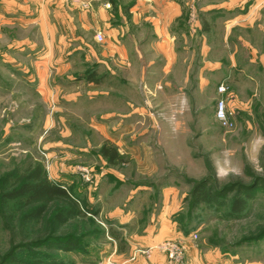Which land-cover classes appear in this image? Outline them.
<instances>
[{"label": "rangeland", "instance_id": "rangeland-1", "mask_svg": "<svg viewBox=\"0 0 264 264\" xmlns=\"http://www.w3.org/2000/svg\"><path fill=\"white\" fill-rule=\"evenodd\" d=\"M205 18L210 20L207 13L200 14L194 1L187 9L184 21L189 36L194 38L191 49L195 46L197 52V40L204 36L206 44L215 53L212 57L226 59L229 51L233 52L236 65L229 71V79L223 81L228 91L246 106V114L237 113L234 105H229L235 110L227 109L233 126L225 128L214 114L219 96H211L207 89L199 101L201 107L197 113L191 112L188 118L170 120L161 115L162 110L158 116L155 113V118H132L126 120L129 130L123 137H119L116 129L120 119L100 117L107 111L117 114L122 105L118 72L111 74L106 69L110 76L102 75V69L97 67L107 45L105 38L101 41L96 38L97 34L104 37L101 31L84 34L88 47L78 40L66 46L77 48L76 57L67 56L66 73L55 74L60 67L53 57L46 56V59H51L49 65L41 62L45 61L44 45L53 40L52 36H57L54 40L58 41V34H41V24L1 27L11 33L4 32L0 37V194L6 176L12 174L9 181H14L39 164L47 178L66 188L81 206L100 211L93 215V222L88 217H80L56 227L49 223V212L39 220L22 224L21 214L29 207L20 209L14 203L5 206L0 203V264H33L39 259L46 261L51 258H55L58 264H98L112 256V248L113 252L116 249L124 252L127 247L123 240L133 234V230L129 232L133 224L122 225L116 220L109 223L104 217L105 212L129 198L130 189L138 190L133 185L157 180L162 174L173 176L174 185L189 191L192 183L188 180L209 178V186L214 191L224 186L229 188L226 200L236 192H251L246 210L234 217L226 215V206H207L204 203L195 206L191 199L183 200L181 221L190 231L195 262L202 258V264H264V23L255 24L252 28L234 26L230 34H223L220 16L214 18L217 24H206ZM143 29L145 32L149 30L147 27ZM131 34L141 32L131 30ZM127 42L131 45V39ZM77 51L82 54L77 55ZM73 56L77 60H72ZM143 57L144 61H138L137 57L130 55V59H136L134 63L132 61L136 68L137 62L144 64L147 60V56ZM106 59L110 70H116L117 55ZM222 62L226 68L228 60ZM88 71L100 79L99 88L87 87ZM222 72L223 76H218L215 83L226 74ZM124 75L128 82L132 79L130 72V77L126 72ZM42 78L48 81V94L42 92L44 88L38 92V82ZM87 90L100 93L91 95L95 97L91 100L85 93ZM74 92H80L81 96L70 101L69 96ZM102 92L107 94L102 95ZM138 97H134L133 91L126 95L131 103L136 99V105L144 106L143 98ZM146 102L151 108V99ZM192 105L190 103L191 111ZM147 128L149 133L145 135V142L160 162L170 164L169 169L159 172L157 177L154 173L139 175L135 171L138 162L132 154H120L121 160L115 165L108 164L100 155L99 149L105 142L116 149L123 142L125 145L131 143L135 148L140 138L134 137ZM82 167L89 169L94 176L91 182L84 181L80 175L78 168ZM110 170L122 174L132 184L124 182L112 191L113 184L107 183L108 178L98 182V174L103 175ZM138 196L129 200L127 207H140L142 198ZM53 206L50 204L48 211ZM111 230L116 233L114 239H111ZM65 234L78 236L80 247L63 252L32 245L35 240L48 235ZM183 246V264H188L186 246ZM8 254L16 256V259L9 262ZM114 262L120 264L116 260Z\"/></svg>", "mask_w": 264, "mask_h": 264}, {"label": "crops", "instance_id": "crops-1", "mask_svg": "<svg viewBox=\"0 0 264 264\" xmlns=\"http://www.w3.org/2000/svg\"><path fill=\"white\" fill-rule=\"evenodd\" d=\"M194 1L198 4L200 14L207 13L210 16V20H206V18L203 20L204 23L217 24L214 18L217 15L220 16L219 22L223 28V34H230L234 26L252 28L255 24L264 23L262 20L264 0H0V37L8 31L1 28L5 25L14 27L41 24V34H58L59 39L58 41L54 40L57 36H52L53 40H50L48 45H44L46 55L44 56L45 61L41 63L49 65L50 58L53 57L55 64L60 67L56 69L55 74H63L68 69L65 63L67 56L74 55L77 49L66 46H70L73 40H78L79 43L88 47L84 40L86 37L84 34L101 31L104 36L102 39L105 38L107 45L101 53L102 58L98 59L97 67L102 69V75L110 76L105 72L106 69L111 74L118 72L120 78L118 79L119 101L122 105L117 114L107 111L100 117L120 119L121 122L119 121L116 128L119 137L128 134L129 128L126 126V120L132 118L134 120L155 118V113L158 116L162 110L161 115L170 120L188 118L191 116V112L199 111L201 107L199 101L207 89L213 97L214 95L225 97L227 109L230 111H235L229 106L232 104L234 109H237V113L245 112L246 114V106L244 107L243 103L231 91H227L226 94H219L217 91L218 86L225 84L224 81L229 79L230 72L236 65L233 52L229 51L226 59L212 57L215 53L206 44L204 36L197 40L198 51L195 52V46L191 49L193 43L191 40L194 38L189 36L184 21L186 11ZM47 25L49 27L45 30ZM145 27L149 29L148 32L143 29ZM131 30L141 32V34H131ZM7 33L10 34L11 31ZM129 39H131L132 46L130 42H127ZM127 44L130 46H126ZM76 54L82 53L77 51ZM114 54L117 55V65L116 70L111 71L106 57H111ZM47 55L50 58L46 59ZM130 55H133L134 58L137 57L138 61H144V55L147 56V60L144 64L137 62L138 68H136L133 64V60L136 59H130ZM74 56L71 59L75 61L77 59ZM223 60H228L226 68ZM64 66L66 67L64 68ZM222 71H225L226 74L215 83L217 77H221ZM125 72L128 73V76L129 72L131 74L130 83L126 80ZM87 79V87L99 88L101 81L94 77V72L93 77ZM47 82L44 78L39 80V93L40 88H44L42 89L44 93L48 91ZM72 83L75 82L72 81ZM130 91H133L134 97L143 98L144 106L136 105V99L132 103L130 99H126V95ZM98 92L90 93L87 90L85 93L93 100L95 97L92 98L91 95H96ZM104 94L107 93L102 92V95ZM80 96V92H74L69 96V99L75 101ZM149 99L152 101L151 108L146 102ZM190 103L193 104L192 111ZM137 123L138 121L135 122V124ZM148 129L139 132L134 137V139L140 138V141L135 143L137 144L135 148L130 145L131 143L125 145L123 142L116 150L119 155L127 153L134 155V160L138 162L135 164V171L139 175L150 176L154 173V176L157 177L159 172L167 171L170 164L160 162L150 145L145 142V135L149 133ZM172 158L170 157L171 161H173ZM161 168L162 170H160ZM98 176V182L100 179V182H104L108 178L107 183L113 184L112 191L124 182H131L114 170L103 175L99 173ZM103 176L107 177L100 178ZM158 177L160 178L157 180L138 182L133 185L138 190L130 189L129 198L121 205L105 212L104 217L109 223L116 220L122 225L133 224L129 227L131 229L129 232L133 230V234L130 233L123 240L127 249L124 252L117 251V249L113 252L112 248L110 251L111 258L120 264H170L166 255L159 250L153 249L149 255L141 252V250L165 240L184 244L186 256L189 259L188 264L195 262L194 255L196 253L192 249L191 235L183 233L176 220L189 190L174 185L173 176L162 174ZM109 194L110 191L107 196ZM137 194L139 198H142L140 207H127L129 200L137 197ZM88 203L92 204L93 202L88 201ZM96 210L98 215L100 210ZM111 237V239L116 237V233L112 230ZM201 261L202 258L195 263L202 264Z\"/></svg>", "mask_w": 264, "mask_h": 264}, {"label": "trees", "instance_id": "trees-1", "mask_svg": "<svg viewBox=\"0 0 264 264\" xmlns=\"http://www.w3.org/2000/svg\"><path fill=\"white\" fill-rule=\"evenodd\" d=\"M88 73H90L88 71ZM93 77V74H89V79ZM100 155L110 165H115L121 160L116 148L108 144L103 143L99 149ZM12 174L6 176L3 182V192L0 194V203L5 206L7 203H14L19 208L29 207V209L21 214V222L30 223L32 221L39 220L45 214H49V223L54 226H63L69 221L78 219L80 217H88V220H92L93 215H97V210L84 208L76 197L63 186L51 182L45 175L41 165H36L30 170H27L24 174L19 176L14 181H9ZM192 183V188L184 200L191 199L193 205H199L204 203L209 206L216 204L218 207H227V216H239L242 214L247 206L248 199L251 196L247 193L236 192L233 196L226 200V195L230 193L227 186L214 191L209 186V178H202L200 180H188ZM10 183V185H7ZM255 183L253 184V187ZM250 190L251 188L248 187ZM50 204H53L52 210L48 211ZM92 215V216H91ZM181 213L176 216V220L179 224L180 230L188 234L190 231L188 227L181 221ZM80 239L74 234H65L59 236L48 235L45 238L37 239L32 244L39 248H50L56 251L70 252L80 247ZM16 256L11 254L7 255L9 262L14 261ZM7 261H5L6 263ZM33 264H58L55 258L44 261L39 259Z\"/></svg>", "mask_w": 264, "mask_h": 264}, {"label": "built area", "instance_id": "built-area-1", "mask_svg": "<svg viewBox=\"0 0 264 264\" xmlns=\"http://www.w3.org/2000/svg\"><path fill=\"white\" fill-rule=\"evenodd\" d=\"M96 38L99 41L102 40V36L100 34H97ZM217 91L219 94H226L228 89L225 84H220L218 86ZM229 116H230V113L227 111L225 98L219 97L216 101V106H215L216 119L225 128H231L233 126V123L230 121ZM78 171L80 175L83 177L84 181L86 182L92 181L93 177L89 169L82 167V168H78ZM193 237L196 238V235H193ZM153 249L163 252L166 255L167 260L169 261L170 264H183L184 263L185 249H184L183 244L177 241L165 240L152 247H148L144 250H141V252L149 255V253ZM98 264H117V263L112 261L111 257H109L105 260H101Z\"/></svg>", "mask_w": 264, "mask_h": 264}]
</instances>
